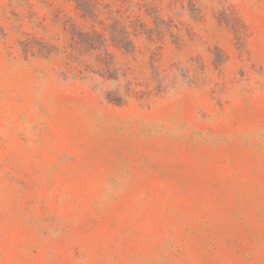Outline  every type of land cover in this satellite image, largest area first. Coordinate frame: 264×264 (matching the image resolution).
<instances>
[{"label": "rangeland", "instance_id": "1", "mask_svg": "<svg viewBox=\"0 0 264 264\" xmlns=\"http://www.w3.org/2000/svg\"><path fill=\"white\" fill-rule=\"evenodd\" d=\"M0 264H264V0H0Z\"/></svg>", "mask_w": 264, "mask_h": 264}, {"label": "trees", "instance_id": "2", "mask_svg": "<svg viewBox=\"0 0 264 264\" xmlns=\"http://www.w3.org/2000/svg\"><path fill=\"white\" fill-rule=\"evenodd\" d=\"M78 9L83 11V8H82V6H80V4H78ZM85 44H86V46H88L89 49H91L90 44L87 41L85 42Z\"/></svg>", "mask_w": 264, "mask_h": 264}]
</instances>
